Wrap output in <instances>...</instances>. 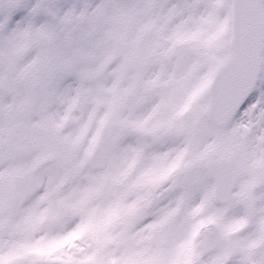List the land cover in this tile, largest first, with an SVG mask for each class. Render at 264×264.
Listing matches in <instances>:
<instances>
[{
	"label": "snow or ice",
	"instance_id": "obj_1",
	"mask_svg": "<svg viewBox=\"0 0 264 264\" xmlns=\"http://www.w3.org/2000/svg\"><path fill=\"white\" fill-rule=\"evenodd\" d=\"M0 264H264V0H0Z\"/></svg>",
	"mask_w": 264,
	"mask_h": 264
}]
</instances>
